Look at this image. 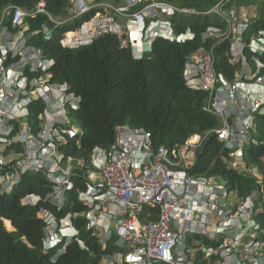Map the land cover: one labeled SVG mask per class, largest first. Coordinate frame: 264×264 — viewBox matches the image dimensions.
I'll return each mask as SVG.
<instances>
[{
	"label": "built area",
	"instance_id": "1",
	"mask_svg": "<svg viewBox=\"0 0 264 264\" xmlns=\"http://www.w3.org/2000/svg\"><path fill=\"white\" fill-rule=\"evenodd\" d=\"M227 1L220 0L209 11L200 13L157 0H121V5L103 0H70L69 15L63 20L47 12L43 0L31 11L16 6L2 9L0 194L10 193L26 173L41 174L51 183L47 199L60 210L65 193L73 189L74 172L85 169V186L77 196L85 212L68 213L59 221L46 210L39 212L46 224V250L53 245L51 236L57 237L55 231L63 235L68 228L75 239L78 230L73 218L81 217L86 228L99 237L103 249L115 238L116 251L102 255L98 264H264V240L260 238L264 231L254 218L257 192L241 200L221 179L189 173L201 145L214 136L227 151L230 168L258 177L253 173L256 169L248 167L245 151L256 143V116H264V62L259 59L264 55V31L245 43L242 34L248 21H239L234 10L224 12L222 7ZM91 10L96 11L90 22L94 23L92 34H121L113 17H122L138 35L131 39L132 45L140 43L139 37L148 43L158 38L178 43L192 39L194 34L189 28L182 34L174 33L171 18L175 14L221 16L226 29L208 28L207 33L218 43L229 41L230 63L241 64L239 72L232 79L217 73L212 51H199L184 64L186 85L207 93L205 110L218 119L219 125L170 149L154 148L144 129L120 126L114 142L106 149L95 148L88 160L65 156L59 146L82 135L68 118L69 109L79 108L80 97L69 93L65 84L48 83L53 61L42 58L39 50L27 44L39 31H29L24 20L41 14L56 27ZM42 31L49 38L47 26ZM92 39L91 35H80L67 44L64 38L61 45L76 48L90 44ZM246 49L252 54V64ZM27 66L30 72L40 70L43 76L29 79L25 75ZM39 99L45 108L40 114V128L33 132L28 107ZM3 167L8 170L6 174L1 173ZM28 200V205H36L40 198ZM74 239L67 237L58 255ZM77 243L85 248L81 240Z\"/></svg>",
	"mask_w": 264,
	"mask_h": 264
},
{
	"label": "trees",
	"instance_id": "2",
	"mask_svg": "<svg viewBox=\"0 0 264 264\" xmlns=\"http://www.w3.org/2000/svg\"><path fill=\"white\" fill-rule=\"evenodd\" d=\"M40 0H0V12L7 6H16L31 11ZM114 5H121V0H103ZM177 7L207 12L220 0H157ZM45 9L53 17L64 19L69 15L70 0H44ZM140 4L138 7H141ZM255 6L257 15L247 25L242 34L245 43L253 36L264 31V0H229L224 12L240 7ZM138 7L136 9H138ZM134 11V10H133ZM91 10L71 22L54 26L46 16L35 15L25 18L29 31H39L27 44L42 53V58L53 61L49 72V84H65L68 92L80 97L79 108L70 110L68 118L77 127L81 136L68 139L59 146V150L69 157L89 159L95 148L106 149L115 140L117 127L128 126L144 129L152 140L154 148L164 146L168 149L183 145L190 136L200 135L216 128L218 119L205 110L207 93L191 90L184 79V64L193 54L212 51L214 69L228 79L239 72L241 64L230 63L229 41L218 40L207 33L208 28L226 29L225 20L218 14L182 15L171 18L175 34H182L189 28L194 34L191 40L178 43L163 39L155 40L148 53L135 59L129 46L122 44L126 36L119 37L112 33H103L88 45L76 48L62 47L65 34L76 32L83 23L95 16ZM43 26L50 30L49 38L43 33ZM245 55L252 64V54L246 49ZM264 62V55L259 57ZM264 74V71L262 72ZM29 78H41L43 73L30 72ZM45 108L39 99L29 105V121L33 132L39 130L40 114ZM256 132L245 151V160L249 168L257 169L261 178L257 179L238 170H233L227 163L228 153L214 136L207 138L197 151L194 168L189 173L209 179H221L230 191L235 190L239 199L259 192L264 201V116H256ZM18 151H22L21 148ZM4 168V169H3ZM1 169L6 174L7 168ZM85 169L76 170L72 176L73 189L65 193V203L60 210L47 199L51 192V183L41 174L26 173L9 194H0V264H98L102 255H112L115 238L101 246L99 237L93 230L86 228L84 218H73L78 230V238L84 244L81 249L76 241L66 246L65 253L55 263L51 257L61 246L58 245L47 253L43 252L45 223L39 216L40 210L54 214L58 221L68 213L81 214L86 208L77 200L84 188ZM261 174V175H260ZM260 181V182H259ZM34 194L40 197L36 206H25L21 199ZM256 202V201H255ZM255 221L264 231V205L256 213ZM9 221L14 231L5 229L3 221ZM261 240L264 235L261 234Z\"/></svg>",
	"mask_w": 264,
	"mask_h": 264
},
{
	"label": "clouds",
	"instance_id": "3",
	"mask_svg": "<svg viewBox=\"0 0 264 264\" xmlns=\"http://www.w3.org/2000/svg\"><path fill=\"white\" fill-rule=\"evenodd\" d=\"M41 1V0H40ZM39 1V2H40ZM44 1V0H43ZM38 2V3H39ZM107 2V1H106ZM37 3V4H38ZM44 4H45V2H44ZM238 12V11H237ZM95 15H96V13H95ZM95 17V16H94ZM93 17V18H94ZM93 18H91L88 22H85V23H83L82 25H81V27L76 31V33H78L79 34V36L80 35H91V36H93V39H95L96 37H98V36H96V37H94L95 35L94 34H92L91 33V31H92V27L94 26V23H92V24H90V22H91V20L93 19ZM59 19V18H58ZM114 19V18H113ZM61 20H63V19H61ZM125 20V19H124ZM251 21V20H250ZM250 21H248V23L250 22ZM98 22V21H97ZM115 24V23H114ZM116 25V24H115ZM116 27H118V30L120 31V32H123V35L122 34H118V33H112V34H115V35H120L119 37H122V36H126L127 37V39H124L123 40V45H125V46H129L130 47V49H131V52H132V55H133V57L135 58V59H140V58H142V56L145 54V53H148L149 51H150V48H151V45H152V43L155 41V40H157V39H155V40H153L151 43H148L146 40H142V37H139V41H140V43H137V45H132L131 44V39L132 40H135L136 38H137V34H136V31H135V29L134 28H131V27H128V25H127V23H126V21H125V25H124V27L123 28H120V26L119 25H116ZM86 28H88V29H86ZM72 33H74V32H72ZM103 34V33H102ZM126 34V35H125ZM101 35V34H100ZM65 36H66V34H65ZM65 36H64V38H65ZM194 37V36H193ZM92 39V40H93ZM158 39H162V38H158ZM164 40V39H163ZM191 40V39H190ZM168 41V40H167ZM187 41V40H186ZM61 43V42H60ZM179 43H182V42H179ZM262 95L264 96V90H262ZM255 169V168H254ZM258 173V172H257ZM20 180V179H19ZM260 182V181H259ZM16 185V184H15ZM14 185V186H15ZM13 186V187H14ZM12 187V188H13ZM257 192V191H256ZM7 194H9V193H7ZM257 197H256V199H255V201L260 197V193L259 192H257ZM30 197H33V198H36V197H39V196H37V195H34V194H30V195H27L26 197H24V198H22L21 199V202H22V204L23 205H25V206H36V205H38V203L40 202V200L36 203V205H28L27 203H28V199H30ZM40 198V197H39ZM34 200V199H33ZM255 207V206H254ZM257 208V207H256ZM261 209H262V207L261 208H258V209H256V212L258 211V212H260L261 211ZM254 211H255V208H254ZM40 212V211H39ZM64 218V217H63ZM4 221H6V220H4ZM4 221H3V224H4ZM45 223V222H44ZM11 225V224H10ZM5 227V226H4ZM12 227V226H11ZM45 228H46V224H45ZM6 229V228H5ZM8 231V230H7ZM12 231H14V229L12 228ZM10 232V231H9ZM55 235H57V237H55V236H51L52 238H53V240H50V242H53V245H52V247H50L49 249H47L46 250V248L44 247V240H45V238H46V231H45V236H44V239H43V242H42V245H43V252L44 253H47V252H49L50 250H52V249H54L55 247H57L58 245H60L61 244V246L56 250V252H55V254L51 257V262L52 263H55L56 261H57V259L59 258V256H61L62 254H64V253H60L59 255H58V253H59V251L61 250V248L64 246V243H65V239L67 238V237H72V239H74V234L72 233V231L70 230V229H68V228H66V230H64V232H63V235H61V232L60 231H55ZM56 238V239H55ZM60 238V239H59ZM59 240V241H58ZM77 240H79V238H78V236L74 239V240H72V241H76L77 242ZM71 241V242H72ZM70 242V243H71ZM69 243V244H70ZM68 244V245H69ZM68 245H66V246H68ZM65 250H66V248H65ZM57 256V257H56Z\"/></svg>",
	"mask_w": 264,
	"mask_h": 264
},
{
	"label": "rangeland",
	"instance_id": "4",
	"mask_svg": "<svg viewBox=\"0 0 264 264\" xmlns=\"http://www.w3.org/2000/svg\"><path fill=\"white\" fill-rule=\"evenodd\" d=\"M256 15H257V12H256V7L255 6H246V7L243 6V7H240L239 10H238V14H237L239 21H242L244 19H247V21H250V20L254 19L256 17ZM74 33H76V32H74ZM121 34L123 35V32H121ZM118 36H120V35H118ZM79 37H80L79 34L76 33V37H74V41H76ZM95 37H96V35H95ZM63 43H65V42H63ZM122 44H123V42H122ZM257 172H258L257 169L253 171V173L255 175L257 174ZM258 175H259V173H258ZM259 178H261V176L258 177L257 179H259ZM255 203H256V206H257L256 209L261 208L264 205V201H262L261 198L257 199ZM4 226H5V223H4ZM6 230L12 232V229L6 228Z\"/></svg>",
	"mask_w": 264,
	"mask_h": 264
},
{
	"label": "bare ground",
	"instance_id": "5",
	"mask_svg": "<svg viewBox=\"0 0 264 264\" xmlns=\"http://www.w3.org/2000/svg\"><path fill=\"white\" fill-rule=\"evenodd\" d=\"M74 37H76V33H67L66 34V43L67 44H69V43H71V42H73L74 41ZM4 223H5V227L6 228H8V229H12V227H11V223L9 222V221H4Z\"/></svg>",
	"mask_w": 264,
	"mask_h": 264
},
{
	"label": "crops",
	"instance_id": "6",
	"mask_svg": "<svg viewBox=\"0 0 264 264\" xmlns=\"http://www.w3.org/2000/svg\"><path fill=\"white\" fill-rule=\"evenodd\" d=\"M107 16L108 15H104V17H107ZM113 18H114V22H115L116 25H119L120 28H123L124 27L125 20L122 17H116V16H114ZM86 29H88V28H86Z\"/></svg>",
	"mask_w": 264,
	"mask_h": 264
}]
</instances>
